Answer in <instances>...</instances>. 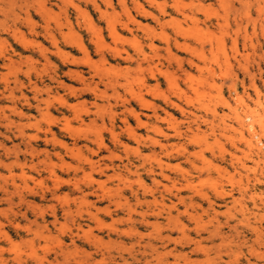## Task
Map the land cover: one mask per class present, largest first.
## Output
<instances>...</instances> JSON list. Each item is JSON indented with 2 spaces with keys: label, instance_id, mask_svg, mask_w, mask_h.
<instances>
[{
  "label": "rangeland",
  "instance_id": "374dc122",
  "mask_svg": "<svg viewBox=\"0 0 264 264\" xmlns=\"http://www.w3.org/2000/svg\"><path fill=\"white\" fill-rule=\"evenodd\" d=\"M263 3L0 0V264H264Z\"/></svg>",
  "mask_w": 264,
  "mask_h": 264
},
{
  "label": "bare ground",
  "instance_id": "6f19581e",
  "mask_svg": "<svg viewBox=\"0 0 264 264\" xmlns=\"http://www.w3.org/2000/svg\"><path fill=\"white\" fill-rule=\"evenodd\" d=\"M264 4V3H263ZM179 7V6H178ZM142 13H143V11H142ZM163 13H164V11H163ZM167 14V13H166ZM153 15V14H152ZM148 16H149V14H148ZM154 18V17H153ZM218 23V22H217ZM165 24H167V23H165ZM126 27V26H125ZM127 28V27H126ZM246 29V28H245ZM130 30V29H129ZM113 32V31H112ZM114 34V33H113ZM245 36V35H244ZM236 37V36H235ZM234 44V43H233ZM75 45L78 47V49L81 51V52H83V53H86L87 51H86V48H85V46L82 44V42L81 41H76V43H75ZM236 45V44H235ZM88 62H89V59H88ZM75 71V70H74ZM74 74V73H73ZM81 75V74H80ZM83 77V76H82ZM79 78H81V77H79ZM81 80V79H80ZM62 83V82H61ZM240 103L241 104H243V101H241L240 100ZM246 104V103H245ZM246 112H247V110H246ZM250 112V111H249ZM243 113V112H242ZM248 113V112H247ZM246 113V114H247ZM256 113V111H251L249 114H251L253 117H254V114ZM234 114H235V117H236V119H237V121L239 122V124H242V118H241V115L240 114H238V113H235L234 112ZM252 117V118H253ZM249 120V119H248ZM254 121V120H253ZM256 121H258L260 124H262V126H263V123H264V119H261L260 117L257 119L256 118ZM238 124V123H237ZM246 125H247V123H246ZM245 127V126H244ZM264 127V126H263ZM253 128V124H251V126L249 127V129L248 130H251ZM156 129V128H155ZM160 129V128H159ZM133 130V129H132ZM156 130H158V129H156ZM264 130V129H263ZM157 132V131H156ZM250 132V131H249ZM262 132V131H261ZM164 133V132H163ZM259 133V132H258ZM257 133V134H258ZM253 134V133H252ZM260 134V133H259ZM133 136H134V134H133ZM136 137V136H135ZM254 138V137H253ZM259 138V137H258ZM257 139V138H256ZM264 139V138H263ZM155 141H156V139H154ZM249 140V139H248ZM256 141V140H255ZM158 143H159V141H158ZM253 145V144H252ZM257 145V144H256ZM258 146H259V144H258ZM255 147V146H254ZM257 147V146H256ZM166 148V147H165ZM254 150V149H253ZM258 154V153H257ZM153 172V171H152ZM28 205V204H27Z\"/></svg>",
  "mask_w": 264,
  "mask_h": 264
}]
</instances>
